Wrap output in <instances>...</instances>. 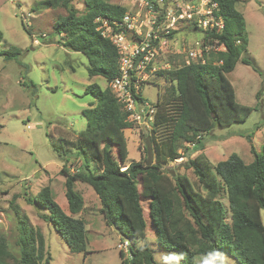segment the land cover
<instances>
[{
    "label": "trees",
    "instance_id": "trees-1",
    "mask_svg": "<svg viewBox=\"0 0 264 264\" xmlns=\"http://www.w3.org/2000/svg\"><path fill=\"white\" fill-rule=\"evenodd\" d=\"M84 1L82 11L73 0H46L45 4L66 10L53 24L59 42L69 50L84 53L89 58V75L103 76L110 83L118 75L120 54L97 28L96 18L120 19L127 7L110 0ZM214 1L219 4L224 28L210 31L207 37L223 42L227 50L213 52L204 62L192 60L160 71L176 87L166 101H155L153 128L144 134L145 143L147 136L151 138L155 163L147 165V158L133 160L121 169L128 156L124 129L133 127L134 122L110 85L102 87L93 82L86 86V93L95 101L83 109L86 128L70 144L81 162L73 171L65 162L60 169L66 177L68 212L55 200L49 184L36 195L27 193L30 203L48 210L43 218L71 251H88L87 222L78 216L85 204L76 189L79 181L92 186L100 198L104 219L117 228L123 241H128V256L120 250L121 264H156L148 242V225L153 230L149 241L179 251L181 264H196L197 256L216 251H229L240 264H264V149L260 154L251 143L254 158L248 163L233 152L214 164L201 151L206 144L204 133L245 121L254 109L237 101L227 77L246 50L245 16L237 8L239 0ZM22 25L30 33L23 21ZM2 37L0 31V41ZM21 54L22 49L16 45L0 49V55L8 60L18 62ZM242 61L251 64L248 58ZM138 98L144 100L142 95ZM180 141L193 143L192 152L200 151L187 162L197 180L186 174H169L162 167V163L180 156ZM16 198L14 195L12 203ZM144 199L148 200L147 214ZM140 240L148 243L137 246ZM17 244L21 252L18 257L9 251L6 236L0 233V264H51L53 258L44 234L25 216L19 218Z\"/></svg>",
    "mask_w": 264,
    "mask_h": 264
},
{
    "label": "rangeland",
    "instance_id": "rangeland-1",
    "mask_svg": "<svg viewBox=\"0 0 264 264\" xmlns=\"http://www.w3.org/2000/svg\"><path fill=\"white\" fill-rule=\"evenodd\" d=\"M45 1L0 0V31L3 33L0 49L11 45L22 49L18 62L0 55V233L6 236L9 251L20 256L19 218L25 216L44 234L46 248L53 258L51 264H121L120 250L128 256L127 249L121 246L123 239L117 228L104 219L100 198L91 185L76 183L85 201L78 216L87 222L86 253L71 251L54 226L43 218L42 214L48 210H37L27 200V193L36 195L49 184L55 200L68 212L66 177L60 169L66 163L73 171L81 162L77 150L70 144L86 128L83 109L95 101L85 88L93 82L102 87L110 85L103 76L89 75V58L84 53L69 50L59 42L53 24L66 10L49 8ZM110 1L126 6L128 11L141 8L132 0ZM73 2L81 11L84 9V0ZM237 8L245 16L246 50L227 77L235 88L237 101L254 109L245 121L217 126L203 134L206 144L201 151L214 164L233 152L247 163L251 162L254 158L251 143L260 154L264 149V0H239ZM145 12L144 9L143 14ZM22 21L30 33L24 29ZM203 36L202 30L190 24H182L169 36L164 50L152 61L156 71L148 70L149 78L142 83L146 97L155 102L172 96L176 84L160 73L165 69L164 63L171 66L185 63V49L201 41ZM242 58H248L251 64L244 63ZM145 133L149 132L135 123L124 129L128 156L121 165L122 170L133 160L147 158ZM178 146L180 156L162 163V167L169 174H186L191 180H197L187 162L200 151H191L193 143L180 141ZM113 150L116 153V148ZM66 157L69 162L65 161ZM14 195L17 198L12 203ZM143 205L147 214V199L143 200ZM147 231L152 240L151 226L148 225ZM149 240L156 264H181L179 251L167 250L158 241ZM145 242L137 241V246ZM196 264L240 263L229 251H216L197 256Z\"/></svg>",
    "mask_w": 264,
    "mask_h": 264
},
{
    "label": "built area",
    "instance_id": "built-area-1",
    "mask_svg": "<svg viewBox=\"0 0 264 264\" xmlns=\"http://www.w3.org/2000/svg\"><path fill=\"white\" fill-rule=\"evenodd\" d=\"M132 1L139 3L141 8L137 11L127 9L120 19L99 16L96 22L102 35L111 39L120 54L119 72L110 86L129 113V119L148 132L153 128L157 102L145 99L142 83L149 78L148 70L156 71V67L151 65L152 61L164 50L169 36L182 24L197 27L204 35L201 41L185 49V64L198 59L204 62L213 52L227 50L223 42L207 37L210 31L224 28V18L219 13V4L214 0ZM163 67L170 69L173 66L164 63ZM139 95L144 100L138 98ZM122 242L121 246L127 249L128 241Z\"/></svg>",
    "mask_w": 264,
    "mask_h": 264
},
{
    "label": "water",
    "instance_id": "water-1",
    "mask_svg": "<svg viewBox=\"0 0 264 264\" xmlns=\"http://www.w3.org/2000/svg\"><path fill=\"white\" fill-rule=\"evenodd\" d=\"M146 147H147V161H146V164L147 165H151L153 163V161H154V150H153V145H152L150 136H147V138H146ZM35 207L37 208V210H39L37 205H35Z\"/></svg>",
    "mask_w": 264,
    "mask_h": 264
}]
</instances>
